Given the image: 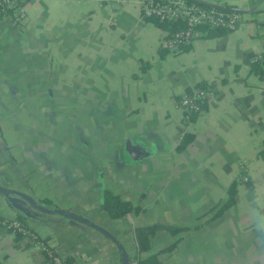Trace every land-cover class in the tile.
<instances>
[{
	"label": "crops",
	"instance_id": "0c3cea01",
	"mask_svg": "<svg viewBox=\"0 0 264 264\" xmlns=\"http://www.w3.org/2000/svg\"><path fill=\"white\" fill-rule=\"evenodd\" d=\"M195 1L241 8L240 27L164 51L140 0H27L22 26L0 18V264H52L36 239L70 264H264V0ZM200 81L215 96L190 118ZM105 190L138 211L111 217ZM13 218L32 236H11ZM143 225L158 226L139 252Z\"/></svg>",
	"mask_w": 264,
	"mask_h": 264
},
{
	"label": "built area",
	"instance_id": "2783aa9c",
	"mask_svg": "<svg viewBox=\"0 0 264 264\" xmlns=\"http://www.w3.org/2000/svg\"><path fill=\"white\" fill-rule=\"evenodd\" d=\"M26 1L0 0V18L9 17L15 24L22 26L27 15ZM140 6L141 16L145 19L184 21V27L171 32L164 29L162 46L169 49H178L188 43L199 33L200 27L233 30L239 28L242 21L239 11L221 9L195 0H140ZM263 56L264 49L255 54L252 61L262 60ZM214 96L215 90L211 86H195L183 93L181 103L185 107L186 116L189 117L192 111L199 110L202 101H209ZM240 166L245 167L243 162H240ZM243 172L240 179L247 181L246 169L243 168ZM2 223L11 236H32L30 229L18 218L3 220ZM36 242L46 252L52 264H70L42 240L36 239Z\"/></svg>",
	"mask_w": 264,
	"mask_h": 264
},
{
	"label": "trees",
	"instance_id": "16d2710c",
	"mask_svg": "<svg viewBox=\"0 0 264 264\" xmlns=\"http://www.w3.org/2000/svg\"><path fill=\"white\" fill-rule=\"evenodd\" d=\"M154 21L160 25L162 28L165 30L167 29L169 32L174 31L176 29H179L181 27L185 26L184 21L182 20H158L154 19ZM228 30L223 28V27H209L206 29L205 35L207 36H215V35H222ZM189 46V43H186L182 46H180L178 49H187ZM164 51H168L169 48L162 46ZM252 68L258 72L261 76L264 74V56L262 60H257V61H252ZM196 86H206L203 81H200L196 84ZM190 90V88H188ZM208 101L204 100L201 102L200 105V111L204 109L207 105ZM199 110L192 111L190 113V118L200 112ZM189 140V136H184L182 139V142L180 146H183L186 144ZM235 192H236V187L231 185L228 188V198L227 200L223 203L221 208L226 207L227 205L231 204L235 198ZM103 204L107 212L111 217H119L127 212L130 211H138V207L133 206L132 203L128 200L122 199L118 194H115L111 192L110 190H105L103 194ZM219 212V211H218ZM158 225H143L139 226L136 229V237H137V243H138V251L142 252L144 250H147L149 248V240L151 236L153 235L155 229L157 228ZM165 226L169 231L171 232H178L180 230H183L185 227H179L175 226L172 224H166L163 225ZM174 243H171L168 245L164 250H171L173 248ZM161 261L157 257V254L150 255L148 257H143V258H137L136 264H160Z\"/></svg>",
	"mask_w": 264,
	"mask_h": 264
},
{
	"label": "water",
	"instance_id": "95a60500",
	"mask_svg": "<svg viewBox=\"0 0 264 264\" xmlns=\"http://www.w3.org/2000/svg\"><path fill=\"white\" fill-rule=\"evenodd\" d=\"M212 6H215V7H218V8H221V9H228V10H234V11H242L241 8H238V7H233V6H216V5H212ZM132 153V151H130ZM134 156V155H133ZM0 190H2L4 193H7V192H12L11 189H6V188H3L2 186H0ZM15 192V191H14ZM32 206L36 207V208H39V209H42V210H46V211H52V209H49L47 207H43L41 205H39L34 199H32L31 197L27 196V195H24L22 193H20ZM9 199V197H8ZM10 201V199H9ZM11 202V201H10ZM12 203V202H11ZM18 208L17 205H14ZM20 209H22V207H19ZM54 211V210H53Z\"/></svg>",
	"mask_w": 264,
	"mask_h": 264
}]
</instances>
